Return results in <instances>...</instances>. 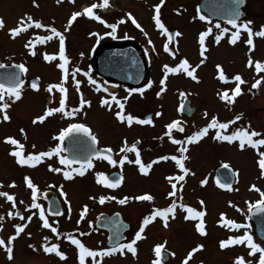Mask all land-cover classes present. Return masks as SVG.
<instances>
[{
	"label": "rangeland",
	"instance_id": "obj_1",
	"mask_svg": "<svg viewBox=\"0 0 264 264\" xmlns=\"http://www.w3.org/2000/svg\"><path fill=\"white\" fill-rule=\"evenodd\" d=\"M261 1L259 0L257 5L259 9L262 8ZM93 3L102 4V0H76L74 3L61 0L59 4L56 0H37L35 5L33 0H0V17L5 21L4 28L0 29V64H24L28 69L25 73L26 77H39L41 82L52 83L55 80L57 81L59 77L62 78L61 70L57 67L59 61L47 62L43 59L45 53L57 54L59 51L58 37H55L47 29H35L34 27L22 32L15 38L10 35L9 30L17 27L21 19L26 17V15H31L35 19L40 13L39 17H37L40 22L55 27L58 31L66 34V55L70 59L68 66L70 75L77 68L80 69V72L75 77L84 75L85 72L89 75H96L94 70H92V42L89 38L92 27L90 24L91 18L82 15L69 25L73 12H82L84 8L91 6ZM179 8L181 9V7ZM117 9H119L118 13L116 12ZM94 11L106 21V24L93 19V47L95 45L93 55L99 47L110 43L112 40V36L106 35V33L112 31L107 27V24H117L116 38L127 39L128 37L132 40L134 39L143 48L148 46L145 35L137 32L136 25L131 22V18L128 16V13H131L139 24L141 22L145 28L148 27L146 16L141 15L140 17L138 2L133 0H110L109 7H98ZM183 13L184 17L179 12L173 25L172 23L168 24L171 26L170 28L178 29L182 34L177 48L178 63L181 59L186 58L193 67L199 65L196 69L198 80H192L183 73L169 74V79L166 82V91L159 96H157V93L160 91L161 85L157 82L158 79H153V82L149 80L152 88L149 91L144 90L143 94L130 92V88L119 87L118 89L116 86L113 87V93L116 98L125 103V114L134 116L141 112L143 115L152 114V125L137 126L135 123L136 125L133 124L129 127L126 123H120L115 116V113L119 111L118 106L113 103L111 109H109L110 114L103 112L102 105L97 107L96 103V100L100 103L102 97L98 92H93L88 84L81 83L79 90L76 89L74 81L68 80L65 84V87L71 92L70 95L72 99L74 98L73 102L75 104L76 98L80 96V93H83L85 100L91 101L90 107L87 105L83 106L85 109L81 113V120L84 119L90 123L89 113L86 111L99 109L95 112V115L98 114V121H93V126L97 131L96 135L100 139L99 146L111 147L117 156L116 159L124 155L120 152V148L123 146L125 139H127L129 145L135 141L141 142V157L145 163H149L161 155H179L178 148L180 146L174 144L165 133L167 132L166 125L168 123L183 116L180 113V105L185 98L189 99L191 106L195 107V114L188 118L186 126L184 125L185 137L203 129L213 117H216L219 122L234 121V123L230 124L225 134H231L238 128L247 129L249 126L250 130H256L264 134V75H258L257 78H249L254 73L246 67V60L243 62L241 60L245 59L243 49H233L229 44H226L223 49L218 48V50L207 48L205 55L202 57L198 42L200 33L195 26H191L188 23L185 24V20H188V15L185 9ZM153 31V29L152 31L150 29L149 32ZM38 36H52V39L41 43L36 40ZM152 36V41L162 40L161 35L158 33L153 32ZM29 42H34L35 55L31 54L33 49L25 47ZM255 44L256 51L252 52L253 54L251 53V58L263 61L264 37L257 36ZM150 50L155 61H145L146 76L162 77L164 76L163 66L165 64L170 67L176 66L173 63L174 61H170L168 57H161L162 52L159 50V45H155L154 48L150 47ZM201 60L204 61L202 64L200 63ZM217 65L222 66L225 74L231 73L228 83L220 82ZM235 73L245 76L243 80H247V82L245 81L240 85L242 94L235 98V102L231 106L228 103H224L218 93L223 90H229V94H232L231 90L236 86L234 79H232ZM257 80H260L261 83L258 86L257 94L255 95L253 91L254 94L251 98V95H249L250 84ZM41 82L40 85L43 84ZM146 82H148V79L143 83L144 86ZM98 86L101 87L100 85ZM181 93L185 95L181 96ZM22 94L24 98L22 110L25 111L27 109L26 114L35 108L44 107L43 97L40 93H29V90L24 89ZM104 98L106 97L104 96ZM108 98L111 99V96H108ZM18 107L20 106H15L14 108L17 109ZM157 112L162 113V115L157 116ZM205 112L207 116H205ZM237 116L240 117L239 120L235 119ZM19 123H21V118L17 116L15 124L18 125ZM217 131V129H210L207 135L198 143L186 145L189 149L186 153L189 159L185 161V164L191 172L186 176L184 182H180L183 185L182 190L178 184L177 197L172 198L167 195L171 190V186L166 177L181 173L171 160L154 164L147 175L141 174L135 164L126 162L123 166H112L109 163L97 161L94 163L93 168V184L91 175L88 172L82 178L73 179L74 181L67 186L62 184L60 177L54 179L50 176H38L34 171L29 172L27 170L28 167L18 166L16 163L12 164L7 155L2 154L0 182L3 183V188L7 192H9L10 185L14 183L15 187L18 188L17 194L20 200L13 208L5 197H0V217H3V220H0V238L5 239L7 242L8 238L15 234L16 225L24 224L26 227L24 232L12 241L13 258L11 260L8 258L5 248L0 247V264H57L53 261L52 256H47L42 250V246L45 243H51V238L46 242L44 238L49 236L47 232L40 229L38 221H29L27 219L31 216L26 214L28 193L25 189L27 186L26 183H23L25 178L20 176L21 174L25 175V172L29 173L27 177H30L38 188L55 189V187L61 185L64 190L67 186L66 188L70 193L74 191L72 200L76 203L75 208L79 212L84 205L91 202L90 197L93 186V197H96V199H93V250L106 248L104 246L106 235L96 231L94 228L95 219L100 213L109 215L114 212L122 213L124 220L132 226L134 238L135 232L138 231L143 218L154 208L168 206L172 199H177L178 203L182 202L185 205H187L188 200H195L199 197L205 201L203 207L207 214L206 236L196 234V222L185 220L183 218L185 213L177 208L176 218L169 219L167 228L163 226L160 218H157L156 221L145 228L143 234L145 238L139 240L136 245L138 250L136 256L125 251L124 254L116 253L110 258L108 256L104 262L100 257H97V260H101V264H152L153 260L156 259L154 253L155 245L161 243L165 244V250L162 251H166L170 255L168 264H182L188 252L199 244H203L204 248L193 253L188 264H234L238 256H243L251 264H258L260 253H256L255 256L249 255L250 249L246 245H232L226 249L219 247L221 240L245 234L251 235L255 243L264 247V243L256 238L254 228L247 218L248 216L244 215H248V212L258 205L259 201L264 200V196L261 195V192H264V175L261 174V170L258 167V152L247 145L245 149L241 150L238 147V141L234 143L217 141L214 139ZM173 138L179 139L180 137L173 131ZM258 138L264 137H257L256 139ZM8 146L11 147L10 145ZM2 148L3 146L1 145L0 152ZM260 150L264 151V146H261ZM128 156L129 159H135L134 153H128ZM224 163L229 164L235 173L236 186L240 188L237 193L233 190L231 192L218 190L214 173ZM113 170H118L123 176V183L117 188L110 189L96 182L95 174L97 172H104L108 175ZM204 179H207L208 183L202 189L200 181ZM253 185L260 191H256ZM144 193L153 195L155 197L154 201L130 199L124 205L118 202L119 199L125 196L134 197ZM102 195L106 197L115 196L117 199H108L101 204L99 203V197ZM182 200L186 201L183 202ZM21 201L23 203H20ZM198 206L199 210H203L200 204ZM242 208L245 209L241 210ZM18 210L22 211V215L25 217L24 220L15 216ZM9 212H12L13 215L9 216ZM222 213L225 214L226 219L234 220L238 224L243 225V227L233 229L231 234L224 232V228L228 227L218 225ZM88 219V214L85 221L80 222L77 219V224L83 225L81 229L88 231ZM74 224L65 225L64 228H72ZM131 240L132 238L126 242ZM87 241H89L88 238ZM30 245H34L35 250ZM161 264L163 263L161 262Z\"/></svg>",
	"mask_w": 264,
	"mask_h": 264
},
{
	"label": "snow or ice",
	"instance_id": "obj_2",
	"mask_svg": "<svg viewBox=\"0 0 264 264\" xmlns=\"http://www.w3.org/2000/svg\"><path fill=\"white\" fill-rule=\"evenodd\" d=\"M56 2L59 4L61 3V0H56ZM71 2H75V0H71ZM165 0H159V3L155 5L154 8V22L155 26L165 33H167L169 41L172 42V33L169 32V30L166 28L165 24L162 22L161 19V7L164 4ZM234 2L239 5L242 0H234ZM33 4H36V0H33ZM38 6V5H37ZM110 6V0H102V4L93 3L91 6L86 7L83 9V11H75L72 13L69 25L73 21H76L78 17H81L82 15H86L89 18L95 19L99 21L100 23H105L100 15L96 14L94 9L98 7H109ZM239 10H234L233 17L228 20V23L231 24L234 28H236V31H233L231 33L230 37V43L232 45H235L240 38V30L241 28L245 30L248 33V39L246 40V44L249 46L253 45V29L250 27L251 22H248L246 24H239L238 18H239ZM129 18H131V22L136 25L137 28H141V25L136 21L134 17H132L131 13H128ZM201 20H205L206 17L201 15ZM123 22V21H122ZM5 26V21L2 17H0V29H3ZM34 27L35 29H47L52 34H54L55 37H58L59 39V51L58 54H47L45 53L43 55V59L47 62H53V61H59L57 64V67L61 70L62 73V80L63 83H57V84H50L48 85L47 91L49 93L53 92V89H58L59 92L62 94L61 98L59 100V106L58 107H49L46 109L45 113L43 115H40L36 117V119L33 121V123L40 122L42 123L48 116H51L56 113H61L64 116H74L76 112L79 109H72L71 112L67 111V99H68V89L65 87V84L67 83L70 75L69 70V64L70 59L68 55H66V44H65V35L58 31L55 27L48 26L43 24L42 22L38 20H34V18L31 15H26V17L22 18L20 21V24L17 27H14L9 30L10 35L12 38H15L19 36L22 32L28 31L29 28ZM107 27H109L112 31L106 33L108 36H112L115 38V33L117 30V24H107ZM215 27L217 29H220V32L215 35L214 39L217 44L222 39V36L229 32V29L227 27L222 28L220 24H216ZM143 31V29H141ZM212 33V28H208L206 31H203L199 34V46H200V55L203 57L205 55V52L207 51V47L205 44L206 37H208ZM182 34L180 32H176L175 36L179 37ZM256 36L264 37V30L255 32ZM52 39V36H38L36 40L38 42H46L48 40ZM151 43V41H149ZM34 42H29L25 45V47H28L32 50V55L36 54V51L33 47ZM165 49L167 51L171 52V49L168 48V45H165ZM172 55H175V52H171ZM83 55V54H81ZM204 61L201 60V64ZM247 65L249 67H252L254 65L255 70L259 72H264V62L260 61H253L251 58L247 61ZM5 65L0 64V68H4ZM17 69H19L21 72L26 73L28 71L27 67L24 64H17L15 65ZM199 67V65H196V67H193L188 59H182L175 67H170L169 65L165 64L163 66L164 68V76L159 81V84L161 85L160 91L157 93V96L162 94L166 91L167 88V80L169 74H180L183 73L186 76L190 77L192 80H198V77L196 75V69ZM217 68L219 69V79L225 83L229 82V77L225 74L222 66L217 65ZM80 72V69H75L71 72V76L75 82L76 89H80L81 81L78 79H75L76 74ZM85 76L88 78V82L92 85H96L97 81L94 80L87 72L84 73ZM39 78H37L38 80ZM232 79H234L236 86L234 89L231 90L232 94H229V90H223L222 92L218 93L221 100L231 104L234 103L235 98L240 96L242 94V89L240 85L244 83V80L242 79L241 75L236 74ZM8 82H0V112H3L2 119L4 121L10 120V116L7 114L6 110L10 107V103L8 101H18L22 97V90L25 84V81L21 78V76L18 73H11L7 77ZM261 81L257 80L256 83L253 84V87H258L260 85ZM148 87H151V82L148 83ZM31 88L34 90H39V84L37 81H33L31 83ZM96 90L99 92L103 90L105 93L108 92L107 88L101 89L99 86L96 88ZM130 92H139L143 94L144 89L138 88V89H130ZM111 95V101L112 103L116 104L119 108V111L115 113V116L117 117L118 121L120 123H126L127 126L131 127L134 123L140 124V125H152L153 120L151 118L148 119H138L136 116L132 114H125V103L121 102L116 98L114 94ZM184 93H181V96H184ZM7 98V100H6ZM127 99V98H125ZM101 105L104 107H107L111 109L112 103H110L108 98H102L100 101ZM80 108H83V106L87 105L88 107L91 106V101L85 100L83 98V93H80V100H79ZM185 108V105L182 103L180 105V110L183 111ZM157 116L162 115V113L157 112ZM205 116H207V113L205 112ZM236 120H239L240 117L237 116L235 118ZM231 123H234V121L229 122H219V120L216 117H213L208 125H206L203 129L195 132L193 135H189L186 137L185 140L181 139H175L173 138V130H176L178 132H184V127L182 126V123L180 120H173L170 123L166 125L167 132L165 135L169 137V139L172 140V142L176 145H179L178 148L179 155H161L157 159L152 160L149 163H145L142 161L141 157V151L140 148L137 146L139 144V141L132 143L129 145L127 139L123 141V146L120 148V152L124 153L119 159H115L113 157V149L111 147H106L104 149H99L95 147L99 143L98 138L95 134H93V131L90 127L86 126L83 123H72L68 127L64 128L60 131L59 135L54 137V139L60 141L61 143L58 144L55 148H53L50 151H40L38 153H28L25 155L24 149L25 145L21 143L19 140L13 138V137H6L5 142L9 143L10 145L15 146V148L11 151L10 155H12L14 158H16V163L21 166H31L35 167L39 165L44 158H49L52 156H58L59 157V164L65 166L64 168L59 167H52L49 165V169L52 172L56 173H63V177L66 180H72L74 179V173L83 177L86 172L92 168H94L93 163V157L100 160H106L110 165L116 166L120 165L123 166L126 162L129 164H135L138 166V171L141 174L147 175L149 174L150 170L153 168L154 164H157L160 161H168L171 160L175 163L176 167L179 169V172L181 174L178 175H169L166 177L167 181L169 182L171 186V190L167 193L169 198L177 197V191H178V184L180 185V189L182 190L183 185L180 182H184L186 179V176L190 174L191 170L186 166L185 161L189 159V157L186 155V153L189 151L187 144L192 143H198L203 137L207 135L210 129H217L216 135L214 139L221 142H229L234 143L238 141V147L243 150L245 149L246 145L252 147L253 149L257 150L258 152V167L261 170V174L264 175V151H261V146H264V138H258L257 137H264V134L256 131V130H250L249 128H238L235 131H233L231 134H225L226 131L229 129V126ZM21 132H24V129H21ZM83 134L85 137L88 138L90 141V145L88 146V155L86 157H73L71 159L67 158L64 155H61L65 151V148L62 146L63 142L66 137L71 136L72 134ZM33 148L35 145L32 146ZM127 153H134L135 159H129V156ZM74 165H78V167H74ZM222 168L228 169L229 172H231L230 165L227 163L222 164ZM67 169V170H66ZM195 174V173H191ZM96 176V182L100 185H103L107 188L114 189L117 188L123 181V177L121 176L118 179H112L109 178L108 175H106L104 172H97L95 174ZM226 180H230L231 177L227 176L225 177ZM26 186L28 189L31 190V199L32 203L29 206L32 209H38L39 210V219L42 221V227L45 229H50L52 233H55L59 236L58 228L54 227L52 223L49 222L48 217L46 216V212L44 207L37 202L38 200V194H39V188L38 186L33 182V180L30 177H25ZM200 183L202 185H206L208 183L207 179L201 180ZM217 185L220 188L224 189H230L231 183L224 182L221 183L220 179L216 180ZM11 187H15V184L13 183L10 185ZM253 188H255V185H253ZM256 191H260V189L255 188ZM61 195L66 197V193L63 192V188L61 186ZM261 195L264 196V192H261ZM0 196L5 197L8 201L12 202V207L15 208L16 200L14 195L10 194L7 191H0ZM90 199H96V197H90ZM112 199L116 200L117 197L111 196H100L99 197V203L103 204L106 200ZM130 199H134L136 201H148L152 202L154 201L155 197L149 193H144L141 195H136L134 197L125 196L122 199H119V203L121 205L127 204ZM182 199V198H178ZM20 203H23L21 201ZM199 204L201 206L205 205V201L201 199L199 201ZM260 206L264 208V200L259 201ZM177 208L181 209L185 215V220L195 221V229L196 231L202 235L206 236V221L204 217L206 216L205 210H198L196 207H192L190 205H185L182 202L178 203L177 199H172L168 206L166 207H156L154 208L148 215H146L141 225L139 226L138 231L135 232L134 238L129 242H121V234L117 230L114 236L109 237L110 243H112L111 247L99 249V250H93L89 247H87L80 239L76 238L73 235L68 234L67 239L71 242V244L75 245L78 250V259L79 264H88L87 258H91L90 264H101V260L105 256H110L116 253L124 254L125 251L128 253H131L133 256L137 255V242L141 239H144L145 236L143 235L145 232V228L156 221L157 218H160L163 222L164 227L169 226V219H175L176 218V212ZM69 211H70V204H69ZM88 212V206L84 205L82 212H81V219L87 214ZM61 213L59 211L56 212V215H60ZM9 216L13 215L12 212L8 213ZM17 216L21 220H24L25 217L17 212ZM35 215V213H33ZM119 215V214H117ZM29 221H31L32 217L29 216L27 218ZM0 220H3V217H0ZM218 223L221 226L228 227L230 229H239L243 227V225L238 224L234 220L226 219L225 214H221L220 220ZM26 225L24 224H18L15 226V234L10 236L8 238V241L6 242L5 239L0 238V247H4L8 258L11 260L13 258V247H12V241H14L21 233L24 232ZM119 226H117L118 228ZM30 235V233H29ZM83 235V234H82ZM45 241L47 242L50 237H45ZM166 243V242H165ZM232 245H246L249 249V255L255 256L256 253H260L258 264H264V247H262L260 244L255 243L253 240V237L249 234L240 235V236H231L227 239H223L219 242V247L221 249H226L229 246ZM30 247H33L35 250L34 245H30ZM204 248L203 244H199L196 247L192 248L191 251L188 252L187 257L183 260L182 264H188V261L192 258L193 253L198 252ZM42 250L46 254H55L58 256L61 260L66 259V254L60 250V245L57 243L48 244L45 243L42 246ZM162 250H165V244H157L154 248V253L156 259L153 260L152 264H161V257H162ZM174 255V253H173ZM97 257H100L101 260H97ZM234 264H251V262L246 261L243 256H238Z\"/></svg>",
	"mask_w": 264,
	"mask_h": 264
},
{
	"label": "flooded vegetation",
	"instance_id": "obj_3",
	"mask_svg": "<svg viewBox=\"0 0 264 264\" xmlns=\"http://www.w3.org/2000/svg\"><path fill=\"white\" fill-rule=\"evenodd\" d=\"M66 1L71 2V0H66ZM133 1L138 2V10L140 13V17H141V15H144L147 18L148 27L145 28V26L140 22L141 28H137V32L141 33L142 35H145V37L147 39V45L148 46L143 48L142 46L139 45V43L134 41V39L132 40L131 38H128V37H127V39L116 38V37L113 38L112 37V40L110 41V43H108L104 46L130 44L131 46H133L134 48L137 49L138 54L141 58V61L143 62V66H144V76L142 78V81L137 86H130L128 84L119 83L117 80H115L111 76L103 75L96 70V68H95V56L103 46L99 47L98 50L96 51V53L93 55V52L95 49V45L93 47V19L92 18L90 19L91 20L90 24L92 25L91 33L89 35V38L92 42L91 43L92 70H94V73H96V75L94 74V75H90V76L94 80L97 81V84L96 85L90 84L88 82L87 76H84V75H78L77 77H75V79H80L81 83L88 84L91 87V90L93 92H96V93L98 92L96 90L97 85H100L101 89L107 88L108 89L107 93H105L103 90L98 92V94H100V96L102 98H104V96L106 98H108V96H111L110 94H114L113 93V89H114L113 87L114 86L118 87V89H119V87L120 88L125 87V88H130V89L143 88L145 91L146 90L149 91L152 88V87L147 86L149 82H151L153 79H158L157 82L159 83V81L163 78V76L162 77H159V76L158 77H156V76L150 77V76L145 75L147 60H151L152 62L155 61V59L151 55L152 51L150 50V47L154 48L155 45H159V50L162 52L161 57H163V58L168 57L170 59V61H174L173 63H175L176 65L178 63V59H177V54H178L177 50L178 49L177 48H178L179 38H181L182 35L179 37H177V36L172 37V42H170L167 33H165L164 31H162L161 29H159L155 26V22L153 19L154 8H155V5L159 3V0H133ZM202 1L203 0H165L164 4L161 7V19H162V22L165 24L166 28L169 30V32L170 33H172V32L176 33L178 31V29L170 28L171 26L168 23H170V24L172 23V25H173V22H174L175 18L178 17L179 12H181L183 14L181 16L184 17L183 11L185 9L187 12V15H188V20H185V24L188 23L191 26H195L199 33L206 31L208 28H212V33L208 37H206V41H205L206 47L208 49L209 48L210 49H216V50H218V48L223 49V47H225L226 44H229L233 49H239V50L243 49V51H244L243 56L245 59H241V60H242V62L244 60H246V67L248 68L249 71L254 73V75L249 76V78H257L258 75H264V73H261V72L258 73L255 70L254 65L252 67H249L247 65V61L251 58V55L253 54L252 52L256 51L255 40H256L257 36L255 35V32L264 30V0H262L260 2L261 7H262L260 9L258 8L259 6L257 7V5L259 4V0H242V2L239 5H237L234 2V0H228L229 6H230L229 13H224V10L221 11V9L223 7V4H222L223 0H208L204 4H202ZM179 7H181V9ZM236 9H238L239 13H240L239 18H238L239 24H246L248 22H251L250 27L253 29L252 39H253V45L254 46H249L246 44V40L248 39V33L245 30H243L242 28L240 30L241 34H240V38L238 39L237 43L235 45H232L229 42L230 37H231V33L233 31H236V28H234L231 24H229L228 20L233 17L234 10H236ZM116 12L118 13L119 9H117ZM39 14L37 17H39ZM201 15L205 16L206 19L201 20L200 19ZM37 17L34 20L39 21V19ZM222 17H225L227 20L221 19ZM218 23L220 24L221 29L225 28V27H227L229 29V32L222 36V39L219 42V44H217L215 42V39H214L215 35H217L220 32V29H217L215 27V25ZM141 29H143V31ZM150 29H151V31L153 29L154 30L153 32L161 35L162 40L161 41H152L151 36H152L153 32H149ZM64 35H65V38L67 39L66 34H64ZM149 41H151V43H149ZM65 44H66V41H65ZM165 45H168V48L171 49V52H175V55H172L170 51H167L165 49ZM66 50H67V44H66ZM57 54H58V52H57ZM253 61L255 62L257 60H253ZM260 62H264V60L260 61ZM11 64H16V63H11ZM174 67H175V65H174ZM236 74H239V73H235V75ZM226 75L229 78L231 77V73H229V72L226 73ZM241 77H242V79L245 78V76H241ZM37 78H39V77L31 76V77L27 78L26 75L24 74L23 80L25 81V84H24L23 90L24 89L29 90V93H35V92L40 93L43 97V106H44L43 108H35L34 110H31L30 113L26 114L27 109H25V111L22 110V103H23L24 98L21 97V99L18 101H8L10 103V107L6 110V112L10 116V120L4 121L2 119L3 112H0V146L1 145L3 146L2 151L0 152V161H1L2 154H6L7 157L11 160L12 164L16 163V158H14L12 155H10L11 151L15 148V146L10 145L9 143L5 142V138L9 137V136L19 140L21 143H23L25 145L24 152H25V155H27L28 153H38L40 151H50L53 148H55L61 142L54 139V137L58 136L61 130L68 127L72 123H83L92 129L93 134H95V135L97 134L96 133L97 131L93 126V121H98V118H97L98 114L95 115V112L98 111L99 109L98 108L97 109H90V110L86 111L89 113L88 118H89L90 123L86 122L84 119L81 120V113L84 111L85 108H80V105H79L80 96L78 98H76V100H77L76 104L73 102L74 98L72 99V97L70 95L71 92H69V91H68L66 110L71 112V110L74 108L79 109L74 116H64L61 113H56V114H53L51 116H48L42 123H40V122L33 123V121L36 119V117L43 115L45 113L47 108L58 107L59 106V100H60L61 95H62L58 89H53L52 93H49L47 91L48 85L63 83V80L61 77H59V79L57 81L55 80L52 83L41 82V79L39 78L38 79V81H39L38 82V84H39V90L38 91L31 88V81L37 80ZM150 78H152V79H150ZM146 79H148V82H146V85L144 86L143 83L145 82ZM68 80L69 81L71 80V82L74 81L71 75H69ZM149 80H151V81H149ZM245 81L247 82V80H244V82ZM40 82L43 84L40 85ZM220 82L223 83V81H221V80H220ZM254 83H256V82H253L252 84H250L249 95H251V98H252V95L254 94V92H255V95L258 92V90H257L258 87H253ZM134 93L139 94V92H134ZM108 99H109V101H111L110 98H108ZM6 100H7V98H6ZM96 103H97V107L101 105L100 103H98L97 100H96ZM224 103H227V102L224 101ZM233 104L234 103H231L229 105L232 106ZM15 106H20V107H18L16 109V108H14ZM102 110L106 114L107 113L110 114L109 109L107 107L102 106ZM17 116L19 118H21V123H19L18 125L15 124V119ZM136 117L138 119H144L145 115H143V113L141 112L138 115H136ZM187 119L188 118H186L185 116H182L178 120L181 121L183 126L184 125L186 126ZM25 122H26V124H24ZM138 125H140V124H137V126ZM21 129H24V132H21ZM178 136L180 137L179 139H181V140L186 139L185 134H182V135L178 134ZM66 138H65L63 145H62L65 148V151L63 153H61V155H64L67 158H69V156L67 154ZM97 138H98V136H97ZM98 141H99L98 147L103 148L102 146H99V144H100L99 138H98ZM135 142H137V141H135ZM8 145H10L11 147H9ZM33 145H35L34 148L32 147ZM140 146H141V142L139 141V148H140ZM127 155H128V153H127ZM116 158H117V156L115 157V159ZM97 161L108 163L106 160H93V163H95ZM50 164H52L51 165L52 167H59V168L65 167V166L59 164V157L55 156V155L52 157H49V158H44L43 161L35 167H31V166H24V167H28L27 170H29V172L34 171V173H36L38 176H48V177L50 176L54 179L60 177L62 184L67 185V186L70 185L74 181L73 179L72 180H66L63 177L62 172L56 173V172L50 171V169H49ZM18 166H21V165H18ZM74 167H78V165H74ZM113 171H115V170H113ZM88 172L91 175V180H92V184H93V168L88 170L86 173H88ZM28 174H29L28 172H25V175L21 174L20 176L25 178V177H27ZM74 177L78 178L81 176L74 173ZM23 183L25 184L26 181L24 180ZM0 185H1L0 191H6L3 188V183L0 182ZM236 185H237V179L235 178L234 184L230 189H224V188H220L218 186V190H220L221 192H231L233 190L234 192L237 193L240 188ZM66 187H65V190L63 189V192L66 193V197L61 195V185L55 187V189L39 188L40 191H39L38 200H37V202L40 203L44 207L45 212H46V216L48 217L49 222L52 223L54 227L58 228L59 236L55 233H52L50 229L43 228L42 227V221L39 219V210L38 209H32L29 207L32 203V199H31V195H30L31 190L28 188L25 189V191H27V193H28L27 198H26V201L28 202V204H27L28 206L26 207L27 208L26 214L31 215V217H32L31 220L38 221V225H39L40 229L47 232V235L51 238L50 244H52V243L59 244L60 250L66 254L67 258L64 260H61L55 254H47V256H49V257L52 256V259H54L53 261L57 264H79L78 250H77L76 246L71 244V242L66 237L68 234L73 235L76 238L80 239L87 247L93 249V199H90L91 202L89 204H86L88 206L87 214L89 215V219H88L89 228L87 231L85 229H81V227L83 225L82 226L79 225L80 223L77 224V219L80 222L85 221L87 214L83 217V219H81V212H82L83 208L80 210V212L78 211L77 208H75L76 203H74V201L72 200V198L74 197V191H72L73 193H70V191H68ZM205 187H206V185L201 186L202 189ZM17 192H18L17 187H11L10 186L9 193L14 195L15 200H16V204L20 200L18 198ZM91 192H92L91 197H93V186H92ZM46 195H49L48 198H50V197L54 198L51 200L52 202H56V208L53 209L52 213L49 212V202L47 200ZM200 200H201L200 197L195 199V200L194 199L191 201L188 200L187 205H190L192 207H196L199 210V206L197 207V205L199 204ZM182 201L184 202L186 200H182ZM10 203L12 204V202H10ZM69 204H70V211H69ZM246 207H248V206H246ZM202 208L204 210L203 206H202ZM244 209L245 208H242L241 210H244ZM247 209H249V207ZM18 211H20V213L23 214L21 210H18ZM57 211H59L61 214L56 215ZM16 213H15V216L19 217L16 215ZM33 213H35V215H33ZM242 214H244V213H242ZM244 215L248 216L247 214H244ZM75 219H76V223L74 224ZM204 219L206 221L207 214L204 217ZM72 223L74 224V226L72 228H68V229L64 228L65 225H71ZM232 230L233 229H230V228H224V232H226L228 234H231ZM133 232L134 231L131 228L130 231L127 233V240L130 238L133 239ZM101 233L105 234L107 237L106 233H104V232H101ZM196 234H199V233L196 231ZM87 238L89 239V241H87ZM104 246H105V244H104ZM113 255H110L109 258L112 257ZM107 258H108V256L103 257L102 258L103 262L106 261ZM87 261H88V264H90L91 258H87ZM165 264H168V263H165Z\"/></svg>",
	"mask_w": 264,
	"mask_h": 264
},
{
	"label": "water",
	"instance_id": "obj_4",
	"mask_svg": "<svg viewBox=\"0 0 264 264\" xmlns=\"http://www.w3.org/2000/svg\"><path fill=\"white\" fill-rule=\"evenodd\" d=\"M207 1L208 0H203L202 4L206 3ZM222 4L223 7L221 11L224 10V13H229L230 6L228 0H223ZM221 19L227 20L225 17H222ZM172 34H173L172 37H174L175 32H172ZM95 68L99 73L103 75L111 76L120 83H128L133 86L139 84L144 75V67L141 58L138 54V51L130 44L111 45V46L102 47L95 56ZM14 72L18 73L22 78V73L19 69L15 67V64L9 66L5 65L4 68H0V82L7 83L8 75ZM33 81H37V80H33ZM33 81H31V83ZM183 104L185 105V108L183 111L180 110L181 113L187 117H192L195 113V108L191 107L190 100L185 99L183 101ZM151 117L152 115L149 114L146 116L145 119ZM181 134H184V132H182ZM66 141H67V154L70 159L73 157H86L88 155V146L90 145V141L83 134L74 133L71 136L67 137ZM137 146L139 147V144ZM95 147H97V145H95ZM93 159L96 158L93 157ZM226 175L230 176L231 179L226 180L225 179ZM120 177L121 174L119 172H113L109 174V178L112 179H118ZM215 177L216 180L220 179L221 183L229 182L231 183V186L233 185L234 182L233 170L229 172L228 169L219 167L215 171ZM48 196L49 195H46L47 200L49 202V212L52 213L53 209L56 208V202H52L51 200L54 198L52 197L48 198ZM249 219L255 226L254 230L256 236L260 241L264 242V208H262V206L260 205L254 208L249 214ZM117 226L119 227L117 228ZM95 227L97 230L104 231L107 233L108 235L106 242L107 247L112 246V243H110L109 241V237L114 236L117 230L121 234V242L126 240L127 238L126 233L129 232L130 230V224L124 221L121 213L119 212H115L112 215H108L106 213L99 214L96 217ZM161 261L164 263L169 261V254L167 252L162 253Z\"/></svg>",
	"mask_w": 264,
	"mask_h": 264
}]
</instances>
